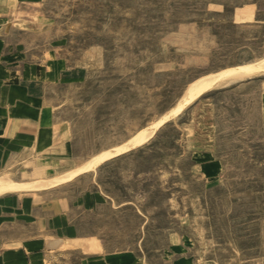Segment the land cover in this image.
I'll return each instance as SVG.
<instances>
[{
    "label": "rangeland",
    "instance_id": "1",
    "mask_svg": "<svg viewBox=\"0 0 264 264\" xmlns=\"http://www.w3.org/2000/svg\"><path fill=\"white\" fill-rule=\"evenodd\" d=\"M0 30L76 67L50 90L71 142L43 179L122 145L198 78L253 64L49 189L104 191L86 233L106 250L158 259L182 242L193 264H264V0H0Z\"/></svg>",
    "mask_w": 264,
    "mask_h": 264
},
{
    "label": "crops",
    "instance_id": "2",
    "mask_svg": "<svg viewBox=\"0 0 264 264\" xmlns=\"http://www.w3.org/2000/svg\"><path fill=\"white\" fill-rule=\"evenodd\" d=\"M38 48L14 43L12 33L0 30V264H193L182 242L168 245L158 259L104 249L98 234L86 233L88 218L109 205L104 191L49 189L82 171L50 186L26 187L76 166L43 179L45 163L60 166L71 142L55 119L50 90L77 74L54 47Z\"/></svg>",
    "mask_w": 264,
    "mask_h": 264
},
{
    "label": "bare ground",
    "instance_id": "3",
    "mask_svg": "<svg viewBox=\"0 0 264 264\" xmlns=\"http://www.w3.org/2000/svg\"><path fill=\"white\" fill-rule=\"evenodd\" d=\"M252 65L253 64L245 65L241 68L242 70L246 69L247 73H253V71L255 70H254V66ZM241 68L240 67L228 68V69L219 71L217 73L208 74V75L198 78L193 83L187 86L184 94L179 98V100L176 102V104L171 109H169L166 113H164L158 120L153 122L150 126L137 132L134 136H132L122 145L109 149L107 152H103L101 154L93 156L91 159H88L83 164H81L79 167L75 168L74 170L66 173L65 175L61 177L55 178L54 180H45L40 183L29 184V185H26V187L37 189V188H42V187L56 184L60 181L69 179L74 174L80 171H83L89 168H94L97 164H99L105 158H108L112 155H116L120 152L126 151L130 148L140 145L141 143L145 142L148 139V137L154 132V130L160 124H162L165 120H167L168 118L173 116L175 113H177L182 107L189 104L204 90L210 89L215 86L227 84L229 82L236 80L237 78L243 77L244 74L239 73L240 72L239 69ZM232 74H235V75H232Z\"/></svg>",
    "mask_w": 264,
    "mask_h": 264
}]
</instances>
